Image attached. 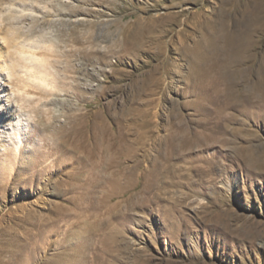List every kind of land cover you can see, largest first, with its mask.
<instances>
[{
    "label": "rangeland",
    "instance_id": "1",
    "mask_svg": "<svg viewBox=\"0 0 264 264\" xmlns=\"http://www.w3.org/2000/svg\"><path fill=\"white\" fill-rule=\"evenodd\" d=\"M0 26V264H264V0H0Z\"/></svg>",
    "mask_w": 264,
    "mask_h": 264
},
{
    "label": "bare ground",
    "instance_id": "2",
    "mask_svg": "<svg viewBox=\"0 0 264 264\" xmlns=\"http://www.w3.org/2000/svg\"><path fill=\"white\" fill-rule=\"evenodd\" d=\"M17 17V16H16ZM20 18H23V15H21V16H19ZM2 27L0 26V33H1V31H2ZM16 30V29H15ZM241 34H242V37H237L236 39L238 40V41H240L241 39H246L249 35H250V31L249 30H243L242 32H241ZM259 34H260V32H259ZM261 35V34H260ZM5 39H9L10 40V37L8 36V37H4ZM11 40H13V42L15 41V38H11ZM4 50H2V48L0 47V62H1V60L4 58V52H3ZM32 57L35 59V60H37L36 59V55L35 54H32ZM29 69H31V70H35V67L32 65V66H29ZM35 74H36V72H34ZM38 74H40L39 72H38ZM51 76V74L50 73H45V74H43V76L42 77H39L40 78V80H41V82L42 83H44V84H46L47 86H50V82L49 83H47V80H48V78ZM35 77H36V75H35ZM1 79H2V77H1V75H0V81H1ZM4 79V78H3ZM37 79V78H36ZM103 165V164H102Z\"/></svg>",
    "mask_w": 264,
    "mask_h": 264
}]
</instances>
